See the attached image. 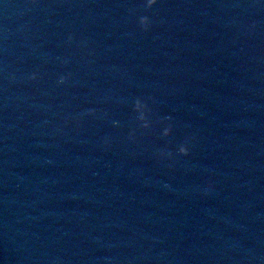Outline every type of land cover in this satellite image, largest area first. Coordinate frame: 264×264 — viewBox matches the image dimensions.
Segmentation results:
<instances>
[{"label":"water","instance_id":"water-1","mask_svg":"<svg viewBox=\"0 0 264 264\" xmlns=\"http://www.w3.org/2000/svg\"><path fill=\"white\" fill-rule=\"evenodd\" d=\"M0 264H264V0H0Z\"/></svg>","mask_w":264,"mask_h":264}]
</instances>
